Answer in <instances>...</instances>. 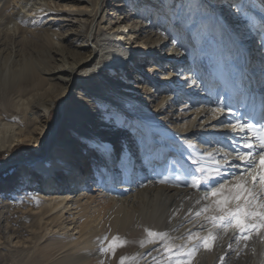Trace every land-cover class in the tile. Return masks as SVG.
I'll return each mask as SVG.
<instances>
[{"label":"bare ground","instance_id":"bare-ground-1","mask_svg":"<svg viewBox=\"0 0 264 264\" xmlns=\"http://www.w3.org/2000/svg\"><path fill=\"white\" fill-rule=\"evenodd\" d=\"M29 1L31 0H0V26L4 27L6 24L15 21L18 18V12L25 9ZM60 1L65 4L64 9H73V6L69 7L67 5L69 0ZM79 1L83 0H75L74 3L81 5L82 2ZM84 1L88 5L84 8L85 10L70 11L67 14L72 19H81L80 30L75 34H62L56 40L54 35L50 36L46 33L38 35L36 33L38 30L31 34L25 33L24 25L26 24L22 23L20 27L16 28L17 35L21 36L24 33L27 37L25 40H20V48L18 49L21 52H16L18 49L9 48V45L3 42L2 37L0 39V151L12 148L15 144L24 143L43 152L41 157L22 165L20 175L15 181L17 184H20L19 181H21L25 185L32 186L33 179L37 177L36 181L38 183L32 195L37 198L39 196L42 199L40 201L41 199L38 198L42 215L50 214L44 225L41 224V226L38 221L39 227L43 232H49V234L52 232L58 235L49 236L50 238L45 241L44 246L37 249L33 260L28 264H120L121 257L129 258L125 261V264H169L167 254L166 259L159 262L153 251L155 247H164V244H161L164 241L146 243L144 247L140 246L141 241L150 239L147 237L145 229L167 233L173 246L178 244L191 247L193 241H188L184 237L188 234L189 227L203 218L195 217V213L208 205L210 201L209 199H203L204 194L195 191L191 183L184 184L173 179L172 182H169L168 178L164 177L165 165L163 162L155 161L160 152L156 146L150 144L151 137L149 135L145 138H138V135L133 134L131 128H129L132 123H128L126 119L122 120L117 116H113L111 111L109 113L102 109L103 106L106 107V103L97 102L94 99H91V101L84 100L81 93H79L77 102L70 105L67 102L62 104L61 122L47 140L45 148H43L44 151L40 145L46 138L48 131L46 126L43 127L35 145L30 141L34 138L33 132H26L19 127V122H23L24 118L19 117L18 114H29L32 118L35 113L40 112L41 116L47 119L55 101L63 96H68L70 91L78 86V76L82 73L85 74L84 77L87 76V70L102 69L101 77L107 81H113L112 83L115 81L114 85L117 86L120 83L118 84V79L112 76H118L120 71L107 68L110 64L113 63L115 66L121 67L125 60L131 61L134 59L135 51H139L143 46L144 48L141 51L143 54L145 49L148 48L145 54L158 57L155 54L157 44L161 42V46H165L164 38L168 36V30L163 31L161 35L151 34L150 23H144L143 13L146 11L150 13L152 9L156 8V6L153 8L147 6V4L145 5L146 0L145 2L138 1V6L132 2L127 4V10L140 8V6L144 8L137 13L134 19L130 20V23H128L130 14L127 11L120 24L112 17L114 12L109 14V17L108 14L106 16L105 9L109 4V0ZM244 1L264 10V0H230V2L229 0H207L209 7L206 8L208 14H214L212 18L222 31L231 30L235 32L233 37L235 43L245 46L241 54L247 58V61L243 63L242 68L247 71L245 73L248 78L247 81L250 80L246 99H253L255 111L259 112L257 115H259V120L262 121L264 120V77L262 78L261 75L264 74L262 73L264 70L262 72L256 70L258 64L262 62L263 54L262 57L258 58V50L255 52L257 43H254L251 23L247 19L242 20L246 17L242 13L240 2L243 4ZM51 2L57 3L56 8L61 7L58 3L59 0H50ZM172 2L173 0H162V5L169 6ZM48 4L45 0H35L31 7L38 11L36 17L43 16L47 12L54 13L50 14L52 17H58L59 12H53L54 10ZM38 6L40 8L37 9ZM119 6L117 4L115 8ZM177 6L180 11L183 9L188 10L186 0H177ZM88 8L92 10L87 12ZM35 12L32 11V13ZM26 14L28 13L26 12ZM26 14L23 16L25 19L27 18ZM106 19L109 24L107 29L106 27L104 29L101 26ZM33 20V18L30 19V21ZM193 26H188V30H192ZM101 29L105 31L103 34ZM147 29L144 38H139ZM39 31L41 30L39 29ZM99 41L102 42L103 47H101V50L103 53H101V50H96ZM143 54L138 59L139 67L137 68L140 69L143 66L142 64L147 62V71H150L153 64H150V59L146 61L148 56ZM132 55L133 58L130 59ZM162 56V61L166 62L163 66L169 67L166 68L168 72L174 69L179 75L178 70L180 68L184 72L181 73V77L176 73L173 76L172 73L164 74L161 81L167 82L169 86L162 87L163 92L160 95L163 96V103L168 104L171 98V100L179 99L189 91L188 93L191 96L185 98L180 108L179 105L177 106L176 111L182 112L187 109L189 100L199 104L191 114L181 113L179 117L176 116L175 121L171 118L175 125V132L181 133L179 132V124L180 121H184L182 124L185 127L184 133L186 135L184 146L188 147L190 139L193 137L200 139L199 147L196 150L191 148L189 153L202 157L203 166L205 167L209 166L210 162L208 161L212 159V155L222 157L220 160H216V165L225 164L227 153L221 154L218 150L211 154L208 148L202 147L205 142L204 131L207 132L205 135H207V139L210 138V141L216 139L215 141L219 143V141L228 142L231 140L235 147L242 145L243 140L241 137L254 135V132L238 133V130L233 132L231 128L225 125H221L219 128H211L217 131L213 134L210 133V129L205 130V128L200 133L192 130L196 125L199 127L205 125V121H211V124L217 126L222 123L223 119H226L220 117L226 114L217 109L216 111L212 109V115L209 117L208 110L210 108L206 110L200 104L211 93L220 94L219 92L222 90H214L215 92L211 90L206 93L203 86L200 85L201 83L195 85L192 78L193 74L187 71L188 56L185 52H178L176 49L171 48ZM109 62L112 63L109 64ZM127 64L128 62L126 66ZM96 65L99 66L96 68ZM216 72L219 71L216 69ZM169 76L171 78L167 80ZM85 81L86 79L83 80V82ZM112 83L111 85H113ZM151 86V88H155V91L160 90V87H156V84ZM56 87L59 90H56ZM221 96L225 97V95ZM35 110L37 111L35 112ZM157 112L160 115L166 114L164 108H157ZM190 116L193 117L189 121H185ZM233 116V119L227 124L238 122V114L234 112ZM164 117L163 120L166 121L169 116ZM26 120L31 119L27 117ZM248 122L249 119L247 118L241 124H249ZM27 123L24 122V125ZM177 125H179L178 128ZM63 130L65 134L61 140L57 141L52 138ZM25 134L26 139L24 138ZM78 143L83 146L81 148L83 151L92 148L97 153L103 151L109 156L111 166L108 168L110 172L108 173L110 177L109 180L105 179V182L109 181L106 182L108 189L105 191L101 190L98 175L88 176L85 152L80 150L81 152L79 151V154H76L74 151ZM97 157L91 164L100 165L99 155ZM238 161H235L240 164L238 169L236 170V167H233L236 173L240 172L242 168L241 161ZM213 169H216V167L214 166ZM159 172L164 178L157 177ZM85 177L90 179L87 182V185L89 184L88 186L91 188L89 191L81 188L82 184L88 180ZM84 179L85 181H83ZM249 182H251V178H249ZM232 183L234 184L235 181ZM10 187H12V184L9 182L6 188H0V200L10 194ZM61 187L67 188V192L57 194L56 192ZM38 188L46 190V193L40 192L42 189L39 190ZM75 189H79L75 193L78 194H71L74 193ZM197 201H200V203H197ZM65 214L70 220L69 225H73L71 231L74 234H68L66 225L61 222ZM191 217H194V220L187 223ZM210 227L209 224L203 226L202 231L198 232L200 236L207 235V230ZM234 235L235 232L228 231L224 233L221 231L220 236L222 239L217 241L214 248L218 247L223 241L230 242L233 248L236 244L250 243V241L243 240L237 243L231 239ZM113 236H118L125 241V245L117 247L114 252L109 250L101 253L100 248L102 246L107 247ZM173 236L176 238L175 242ZM104 237L108 239L103 240ZM252 238L253 236H251V240ZM101 241H103V244ZM213 256V254L201 248L192 257L191 264L208 263ZM241 260L243 264H246L243 258Z\"/></svg>","mask_w":264,"mask_h":264},{"label":"rangeland","instance_id":"rangeland-1","mask_svg":"<svg viewBox=\"0 0 264 264\" xmlns=\"http://www.w3.org/2000/svg\"><path fill=\"white\" fill-rule=\"evenodd\" d=\"M138 1L145 2V0H109V4L105 9L106 16L108 14L109 17V14L114 12L112 17H114L115 21L120 24L125 16V13L128 11L130 14L128 23H130V20L134 19L137 13H139L144 7L140 6V8L136 7L132 10H127V4L132 2L138 6ZM146 1L147 3H145V5L147 4V6L153 8L156 6V8L152 9L150 13L148 11L143 13L144 23H150V27L152 29L151 34L161 35V33L165 30H168L169 32L168 36L164 38L165 46H161V42L157 44L155 54H157L158 57L145 54L148 48L145 49V53L143 54V52H141L144 48L143 46L142 49H139V51H135L134 59H132V55L130 58L132 60H125L121 67H117V65L115 66V64L112 63L113 61L109 62V64H112H110L107 68H113L114 70L120 71L118 76H112L113 78L118 79V84H120L117 86L114 85L116 83L115 81L112 83L113 81H107L101 77V74L103 73L102 69H95L93 71L87 70V76L84 77V73L78 76V86L72 89L68 96H63L61 99H57L55 101L47 119H44L40 112L35 113L32 118L29 114H18L19 117H23L25 119V121L23 119V122H19V127L21 130L24 129L26 132H33L34 138L30 141H32L33 145H35L43 127L46 126L48 130L46 138L40 145L41 149L44 151L43 148H45L47 140L52 136L55 128L61 122L63 114L62 104L67 102L70 105L73 102H77L79 93H81L84 100L91 101V99H94L97 102L100 101L106 103V107L103 106L102 109L108 111L109 113L111 111L113 116H117L122 120L126 119L128 123H132V126H129V128H131L133 134L138 135V138H145L147 135L151 137L150 144L156 146L160 152L155 161L158 160V162H163L165 165L164 177L168 178L169 182L177 180L183 182L184 184H189L191 183L192 177L196 176L202 181V183L198 187H193V189H195V191L197 190L199 193H203L205 196V190L212 185L218 184V182L221 181H235L234 175L239 172L236 173L233 167H236L237 170L239 167L238 165H240L237 164L235 162L237 160L233 158L235 156V146L233 145L234 143H231V140L228 142L219 141V143L215 141L216 139L214 141H210V138L207 139V135H205L207 132L204 131L203 137L205 142L202 147L208 148L211 154H214L218 150L221 154L232 153V157L228 159L230 161L225 164L216 165V160H220L222 157H219V155H212V157L210 156L212 159L208 161L210 162L209 166L205 167L203 166L204 162L202 157H199L197 154L189 153L191 148L196 150L199 147L200 139L193 137L191 138L192 140L190 139V145L188 144V147L184 146V140L186 138L184 133L185 127L182 125L184 121H180L179 124V132L181 133H176L174 129L175 125L171 121V118L175 121L176 116L179 117L181 113L191 114L195 111L194 109L197 108L199 104L198 102L193 103L192 100H189L187 103L189 107L187 109L182 112L176 111L178 109L177 106L179 105L180 108L182 105L181 103L185 100V98L191 96V94L188 93L189 91H187L185 95H182L179 99L171 100V98L169 99L170 101L168 104H166V102L163 103V96H161L160 93L163 92L162 87H167L169 84L167 82H162L163 80L161 81V79L164 77L165 73H172L173 76L176 72L174 69H171V71L168 72L166 68L169 67L163 66L166 62H163L161 58L163 57L162 55L170 51L171 48L176 49L178 52H185L188 56V60L186 62V66L188 65L187 71H190V73L193 74L192 78L195 85L201 83L200 85L203 86L206 93H209L211 90H222L219 92L220 94L211 93L209 97L202 100L200 104L203 105L206 110L210 108V110H208L210 114L209 117L212 115V109L219 110L220 108L223 109V113L226 114L220 117L228 119H223L222 123L217 126L211 124V121H205V125L202 127L196 125V128L194 127L192 130L200 133L202 129L205 128V130L210 129V133L213 134L217 131H214L211 128H219L221 125H226L233 119L234 112L238 114L239 123H242L248 118L249 124L253 125L254 128H259L261 125H264V120H259V115H257L259 112L255 111L253 99H246L248 96L247 87L250 85V80L247 81L248 78L245 76L247 71L242 68L243 63L247 61V58L241 54V51L243 48L245 49V46L235 43L233 38L235 36V32L231 30H226L225 32L219 28L220 26L212 18L214 14L212 13L210 15L207 13V8L209 7L207 0H186L188 10L183 9L182 11H180L177 6V0H173L172 4L169 6L162 5V0H150V2H148V0ZM34 2L35 0L29 1L25 9L18 12V18L15 21L6 24L4 27L0 26V39L2 37L3 42L9 45V48L12 47L15 50L20 48V40L22 41L27 38L24 33H22L21 36L19 34L17 35L16 28L20 27L22 23L26 24L24 25V28L26 29L25 33L31 34L38 30L36 32L38 35H41L42 33H46L50 36L54 35L56 40L57 37L62 36V34H75L80 30L79 26L81 19H72L71 16H67V14L70 11L77 12V10L84 9L88 6L84 3L86 2L84 0L79 1L82 2L81 5L75 4V0H69L67 5L69 7L73 6V9H64L63 7L65 4L61 3L59 0L58 3H60L61 7L56 8L57 3H50V0H45V2L49 3V7L54 10L53 12H59L58 17H52L50 14L54 13L50 12L44 13L43 16L36 17L38 15V11L31 7ZM117 4L122 6L115 8ZM240 4L242 5V13H244V16L246 17L242 20L247 19V21L251 23V32L254 36V43H257L255 52L258 50V58L262 57L263 54L261 59L262 62L258 64L259 66L256 70L262 72V70H264V10L260 7L257 8V6L253 4L246 3V1H244L243 4L240 2ZM36 8L38 9L40 6ZM31 10L36 12L32 13ZM91 10V8H88L87 12H90ZM26 12L28 14H26ZM25 14L27 15L26 19L23 18ZM32 18L34 20L30 21ZM107 19L104 20L101 26L104 27V29L105 27L107 29V25L109 24ZM192 25H194L192 30H188V26ZM116 27L118 28V26ZM38 28L42 32L39 31ZM104 29H101L102 34L105 32ZM144 31L145 33H143V35L141 34L139 38H144L148 29ZM101 47H103L102 42L99 41L96 50H101ZM18 51L21 52L20 49L16 50V52ZM101 53H103V51ZM141 54L148 56L146 57V61L150 59V64H153L150 71H147V62L142 64L143 66L140 69L137 68L139 67L138 59ZM127 62L128 64L126 66ZM98 66L99 65H96V68ZM216 69L219 72H216ZM182 70V68L178 70L180 77L181 73H184ZM214 70L215 72H213ZM176 75H178V73H176ZM262 75L261 77L263 78L264 74ZM81 78L83 79L81 80ZM113 78L111 79L113 80ZM170 78L171 76H169L167 80ZM84 79H86L85 82H83ZM111 83L113 85H111ZM154 84H156V87H160L159 91H155V88H151V85ZM55 89L59 90L58 87ZM221 95H225V97ZM157 108H164V112L166 114H158ZM36 111L37 110H35V112ZM164 116H169L166 118V121L163 120V118L165 119ZM27 117L31 120H26ZM192 117L193 116L187 117L185 121H189ZM24 122L28 123L24 125ZM179 125H177V128ZM64 134V130L61 132L59 131L55 137L52 138L59 141L63 138ZM182 136H184V138H182ZM24 138H27L26 134ZM181 139H183V141H181ZM81 148H83V146L80 143L75 146L74 151L76 154L80 150L83 151ZM83 152H85V162L87 163L88 176L92 177L91 175L93 174L98 175L100 178L101 190L105 191L108 189V187H106V182H109H105V179L109 180L110 177L108 169L111 166V164H109V156H107V154L103 151L101 153H97L92 148ZM42 153L43 152L37 148L28 146L24 143L15 144L12 148L0 151V188H6L9 182L12 184V187L9 188V190H11L10 194L5 196L3 200H0V264H28L33 260L37 249L44 246L47 239L53 235L58 236L52 232H50V234L49 232H43L39 227V222L40 225H44V222H47L46 220H48L50 214L42 215L40 211L41 205L39 203L42 199L38 196V198L41 199L38 201V198L32 195L34 194L33 192H35V187L38 183L36 181L37 177L33 179L32 186L25 185V183H22L21 181H19L20 184H17L15 181L20 175V171L23 168L22 165L25 162H30L41 157ZM98 155L100 157V165L91 164L98 158ZM108 164L109 166H107ZM214 166L216 169L219 168V175L216 174V169H213ZM200 169H205L206 171L202 172ZM157 175L158 178H164L162 177L161 172L157 173ZM89 177H85V179L88 180L85 181L84 179L83 181L86 183L84 182L81 186V188L88 191L91 190L88 186L89 184L87 185V182L90 181ZM67 190V188L61 187V189L59 188L56 193L58 194L60 192L59 194H61L67 192ZM77 190L75 189L73 191L74 193L71 194L74 195ZM40 192L45 194L46 190L42 189ZM209 201L211 203V199H209ZM205 215H211V213H206ZM200 217H203L202 220L198 221V223L196 222V225H191L188 229V234L201 232V228L208 225L204 215ZM188 220L189 221H187V223H191L192 220H194V217H191ZM69 221L70 220L67 217V214H65L61 219V222L66 225V231H68V234H74V232L71 231L73 225H69ZM229 231L235 232V230L232 229ZM188 234L184 238H187ZM251 236H253L252 240ZM249 239L247 240L250 241L249 244H236L234 248L231 247L232 251L229 250V245H231L230 242H221L220 245L212 251H207L214 256L208 261V263L205 264H221V257H226L223 264H243V261H240L242 258L245 260L246 264H264V230H261L260 232H253ZM173 240L174 242L176 240L174 236ZM194 242L195 241H193V243ZM161 244L163 245L164 242ZM177 246L182 247V245L178 244ZM153 251L155 252L156 259L159 262H163L166 259L167 253H165L164 247H155Z\"/></svg>","mask_w":264,"mask_h":264},{"label":"snow or ice","instance_id":"snow-or-ice-1","mask_svg":"<svg viewBox=\"0 0 264 264\" xmlns=\"http://www.w3.org/2000/svg\"><path fill=\"white\" fill-rule=\"evenodd\" d=\"M219 111L223 112V109ZM225 126L231 128L233 132L237 130L238 133L254 132V135L241 137L242 145L234 148L233 158L241 161L242 164L241 171L234 175L235 183L221 181L205 190L203 199H211V203L197 211L195 216L204 215L206 222L211 225L207 230V235L201 237L198 232L189 233L187 240L195 241V243L191 247H181L173 246L167 233L145 229L150 239L141 241L140 246L164 241L169 264H191L192 257L200 248L212 251L217 241L222 239L221 231L227 233L230 229L235 230V235L231 239L239 243L241 240L247 241L253 232L264 230V125L254 128L253 125L236 122ZM229 157H232V153H228L225 157V163L228 162ZM200 171L206 170L200 169ZM215 171L219 175V168ZM249 177L251 182H249ZM201 183L198 177H192L193 187H198ZM206 213H211V215H205ZM107 239V237L103 238V240ZM101 243L103 244V241ZM125 243L118 236H113L108 246H102L100 251L101 253L109 250L114 252L117 247H123ZM229 250H231V245H229ZM128 259V257H121L120 264H125ZM225 259L226 257H221V264Z\"/></svg>","mask_w":264,"mask_h":264}]
</instances>
